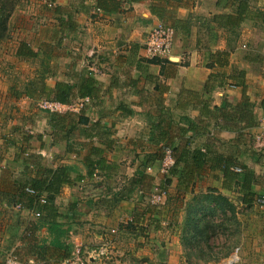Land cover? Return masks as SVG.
<instances>
[{
    "label": "crops",
    "instance_id": "obj_1",
    "mask_svg": "<svg viewBox=\"0 0 264 264\" xmlns=\"http://www.w3.org/2000/svg\"><path fill=\"white\" fill-rule=\"evenodd\" d=\"M106 1L107 8L96 0H36L28 11L40 23L26 31L32 39L20 43L36 56L19 57V43L13 54L22 71L9 75L12 84L0 98V229L22 233L11 240L0 235V248H10L6 252L21 264H75L70 261L76 257L81 264L208 261L186 252L183 234L188 205L214 191L238 211L240 264H264V205L257 202L264 196V147L262 153L255 148L264 131V0H251L249 18L235 33L222 18L238 5L233 0ZM159 23L176 29L171 63L146 57L148 33ZM86 72L96 87L83 112L89 122L77 124L68 140L67 130L53 126L39 103L52 101L48 88L57 82L79 84ZM74 92L71 102L85 98ZM244 94L257 121L250 127L234 110ZM80 112L60 115L76 122ZM230 113L234 120L227 121ZM165 142L176 153L200 146L211 162L190 178L173 175L166 204L155 207L148 199L161 179ZM220 156L228 159L232 178L222 173L226 163L214 167ZM188 161L193 164L190 156ZM64 167L72 169L73 183L55 196L60 229L46 223L30 240L40 216L20 206L16 184L44 177L45 168ZM180 168L187 169L184 163ZM35 241L47 253L61 242L71 254L50 252L41 259L29 251ZM104 246L106 254L97 256Z\"/></svg>",
    "mask_w": 264,
    "mask_h": 264
},
{
    "label": "trees",
    "instance_id": "obj_2",
    "mask_svg": "<svg viewBox=\"0 0 264 264\" xmlns=\"http://www.w3.org/2000/svg\"><path fill=\"white\" fill-rule=\"evenodd\" d=\"M97 4L99 6H102L104 8H107V4L105 6L101 1L104 3H107L106 0H96ZM114 1V0H113ZM237 2V6L234 7L233 12H229V14L222 15V18L225 20L227 29L229 32H236L239 30L241 25L249 18V10H250V2L251 0H233ZM19 0H0V41L2 40L4 33L8 29V22L9 19L16 9L18 5ZM115 3V1H114ZM17 55L19 57H34L36 54L31 49V47L26 43H20L19 48H17ZM148 62H155L160 64L165 63H171L168 58H154L149 59ZM94 77L91 74V72H86L85 76L83 77L82 81L79 84H71L68 82H57L55 87L53 89L48 88V98H51L53 102H60L63 104H72L75 102H71L72 98L75 96V89H78V95L79 97H87L89 96L92 98L96 93V87L94 86ZM46 86L44 85L42 87V90H44ZM74 92V93H73ZM74 94V95H73ZM247 95L244 94V102L239 104L234 108L236 112L239 113V117L244 123V126L250 127L254 126L257 121L256 117L254 115L253 110L250 109L251 102L246 97ZM88 97V98H89ZM89 98V99H90ZM91 100V99H90ZM89 101V100H88ZM90 102V101H89ZM92 102V101H91ZM85 103V107L80 110L81 112L77 115L79 117L78 121H73V119H69L70 117H73L71 115L61 116L60 113L57 112H50L51 113V123L53 126H62L67 130V135L65 137L69 140L68 136L71 132L76 128L77 124H87L89 122V119L85 116L83 113L84 110L91 104ZM227 103L222 104V108L227 109L228 108ZM261 107L264 109V101L261 103ZM218 109V107H217ZM231 117H235L232 113H230L229 116H227V121L234 120L231 119ZM75 118V117H73ZM57 128V127H56ZM166 137V136H164ZM171 142H165L163 146L161 147L160 151L162 155L160 157V160H162L164 155V148L165 146H171ZM170 144V145H169ZM176 163L171 168L168 175L165 176V180L163 181L164 185L166 186L167 190L169 185L171 184V177L173 175H176L180 173L181 175H184L185 178H190L195 174L201 173V171L206 167L207 164H209L211 161L208 159V155L204 150L199 146L192 148L189 146V148L182 149L179 153L176 148H173ZM181 153V154H180ZM191 157V162L193 163L190 165V161H188V157ZM228 159L218 157L217 160H215L216 166L221 167L222 163H226ZM161 162V161H160ZM184 163V167L187 168L184 169H178L179 164ZM90 168L94 167L92 163H89ZM160 166V163L158 164V168ZM223 167V168H222ZM221 170L222 173L232 178V174L229 172L228 164L226 163V166H222ZM71 168H61V169H51V168H45L42 171V175L44 177L34 179L31 182H19L16 184L17 186V195L18 196V202L21 203L20 206L22 208H25L27 210H35L40 213V219L38 222H34V224L31 225V233L28 235L29 238L30 235L33 233L36 234V231L39 230L41 226L44 224H50L51 229L54 231L55 229H60V216L61 213L58 212V207L55 204V196L57 194H60L61 188L64 184H72L71 180ZM145 175H143L144 177ZM251 176L250 173L246 174L244 176V181L246 183L245 185V191H249V185L251 182ZM31 186L35 191H37L38 195H29L26 193L25 189L26 186ZM46 194V201L45 203L40 201L39 197H42L43 194ZM250 200L255 199L256 195L251 193L250 191ZM233 210L234 205H232V202L230 199H228L225 195L211 191V193H207L205 195H202L198 199H193V202H191L188 205V212L186 215V229L183 234V244L184 247L189 248L186 250V252L189 255L195 256L196 253L199 251V254H201V258H205V260L210 261H217L220 257L217 256H208L206 255L205 246L208 248H213V246L209 243H206L207 240L213 235L216 234V231L214 232V226L215 221L213 220V217H215L216 214L225 212L226 209ZM224 217L228 218V216L224 213ZM202 224H205L204 227H202ZM34 238H31L30 240H33ZM206 239V240H205ZM204 241V242H203ZM204 246V247H203ZM48 248L45 245H41L40 243L36 245V241L32 242V246L29 247V251L36 254L37 257L41 259H45L46 255L49 253L46 252ZM56 252L53 253H59V251H62L63 257H69L71 254V248L67 245H64L61 242H58L56 244ZM46 254V255H45ZM58 255V254H57ZM55 256V254H53ZM199 256V255H197ZM207 256V258H206ZM199 258V257H197ZM207 262V261H205ZM5 264V263H4ZM37 264V263H36ZM39 264V263H38Z\"/></svg>",
    "mask_w": 264,
    "mask_h": 264
},
{
    "label": "rangeland",
    "instance_id": "obj_3",
    "mask_svg": "<svg viewBox=\"0 0 264 264\" xmlns=\"http://www.w3.org/2000/svg\"><path fill=\"white\" fill-rule=\"evenodd\" d=\"M30 1L31 0H19L16 9L14 10V12L12 13L9 19L8 29L4 33V36L2 40L0 41V98L3 97L2 89L7 87L8 84L9 85L12 84V82L9 80V78L11 79L12 77H10L9 75H12V76L14 75L18 77L19 72L22 71V68H23L21 67V65L18 66L17 64H15V63H18L19 61L15 59L13 51L16 50L15 48H17L20 42L26 41L27 39H32V38H29V35L31 36L33 34H29L26 38L25 36V34L27 33L26 31H28L30 28L35 29L36 26L40 23L39 22L40 18L33 19L32 17L34 16L30 14L31 12H28L31 10V7L34 6L36 3L35 2L36 0H32L31 2ZM44 110H48V109H44ZM262 147H264V144H258L255 146V148L257 149V152H260L259 149H261ZM148 202H149V199H148ZM166 202L167 200L164 202V204H161L160 206L165 205ZM229 210L230 212H221V213L216 214L215 217H213V220L215 221L214 232L216 231V234H213L206 242V243L211 244L213 248L210 249L205 246L204 252L208 256L215 255L220 258L217 261H212L211 264H222L223 262H224L223 264H229V261L232 260V258H234L231 255L233 254L234 250L239 247V245H237L238 240H239V232H238L239 220L237 219L238 216L235 215V213H237L238 211L236 212L235 210H232V209H229ZM224 213L228 216V218L224 217ZM204 225L205 224H202V227H204ZM20 233H22L20 230L18 231L14 228L6 229V230L0 229V235H3V238H4V235L7 234L9 237L8 238L9 240H11L13 237L19 238L21 236ZM189 248H186V250H188ZM248 248H250V246H245L246 250H248ZM7 250H10V248H0V262H2V264H4L7 257L10 256V252H6ZM195 256L201 258L200 257L201 254H199V251L196 253ZM239 257L241 258V253L239 254ZM81 262L82 261H78V262H75V264H81ZM87 262L88 261H85L84 263L87 264ZM108 263L114 264L111 262H108ZM209 263L210 262L208 261L207 262L187 261L186 264H209ZM142 264H145V263H142ZM160 264H165V263L162 262ZM233 264H240V261H238V263L234 262Z\"/></svg>",
    "mask_w": 264,
    "mask_h": 264
},
{
    "label": "built area",
    "instance_id": "obj_4",
    "mask_svg": "<svg viewBox=\"0 0 264 264\" xmlns=\"http://www.w3.org/2000/svg\"><path fill=\"white\" fill-rule=\"evenodd\" d=\"M175 39H176V29L173 26L167 25V24H162L159 23L156 26H154L150 32L148 33L146 42H145V50H146V57L148 59H154V58H170V55L172 53V50L174 48L175 44ZM90 100L88 97L78 101L77 103L73 104H63L60 102H52L48 100H43L39 103V107L42 109H48L51 112H63L66 111L67 109L71 111H80L85 103H88ZM71 105V106H70ZM258 144H264V131L260 132L256 135V140ZM174 150L171 146H165L164 148V155L163 158L160 162V166L158 168V173L161 177L160 181L157 182L151 193H150V198H149V203L152 206H160L161 204H164V202L167 199L168 196V190L166 186L164 185L163 181L165 180V176L169 174L171 168L175 165L176 163V158L175 154L173 153ZM236 171H242V168L240 167H235L233 168ZM263 185H264V175H262L261 178ZM27 191L29 193L37 195V191L31 188H27ZM41 201L43 203L47 202L46 198H42ZM257 202L260 203L261 205H264V196H259L257 197ZM19 206V205H18ZM20 207V206H19ZM37 216H40V213H36ZM97 256H104L106 254V247H101L100 249L95 251ZM240 248H236L231 255L232 260L229 261V264H233L234 262L238 263L240 261ZM231 258V257H230ZM229 258V259H230ZM78 261H82L80 257H76L74 260L70 261V263H75ZM5 264H21L20 261L14 256H9Z\"/></svg>",
    "mask_w": 264,
    "mask_h": 264
}]
</instances>
